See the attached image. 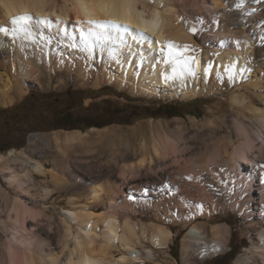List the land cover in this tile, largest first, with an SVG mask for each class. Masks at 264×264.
<instances>
[{"label":"bare ground","instance_id":"obj_1","mask_svg":"<svg viewBox=\"0 0 264 264\" xmlns=\"http://www.w3.org/2000/svg\"><path fill=\"white\" fill-rule=\"evenodd\" d=\"M23 14L29 16L31 35L0 31V48L5 53L0 60L3 105L26 93L25 81L37 78L42 68L73 71L85 81L93 80L96 87L112 84L119 91L146 97L184 99L230 91L231 103L241 111L228 123L215 117L201 119L195 126L207 131L203 136L186 133L180 123H160L152 130L151 142H141L136 148L139 156L123 163L119 173L127 183L143 171L190 179L209 200L210 209L186 203L190 210L183 212L182 203L177 202L169 208V215L157 213L156 218L187 222L208 217L219 203L229 204L245 215V232L251 242L236 264H264V28L260 31L256 24L264 17V0H0V27L11 30L12 18ZM90 30L102 38L94 42L91 53L80 36ZM197 35L202 36V45ZM94 62L100 66L97 72ZM82 133L65 140L80 138ZM190 138L203 141L196 153L186 157L192 148L187 142ZM38 140L51 146L43 134L31 137V141ZM13 154L10 150L7 156ZM23 157L21 170L28 165L34 173H50L55 187L63 184L64 174L73 173L65 158L59 159L60 171H48L40 161ZM5 158L0 153V163ZM17 169L7 163L1 167L8 185H0L4 199L0 214L6 212L0 216V229L5 233L0 264H145L154 255L153 247L165 248L172 241L174 232L166 225L137 223L128 213L121 222L112 212L115 191L90 184L88 201L71 197L72 208L62 211L66 228L60 250H55L37 227L47 215L37 200H45L54 189L44 187L42 196L36 197L29 169L22 173ZM71 175L75 181L80 178L77 172ZM8 187L21 193L12 204L7 201ZM128 195L121 209L133 211L138 203L129 201ZM102 203L109 209L94 211ZM189 228L181 242L183 255L205 258L221 252L228 243L227 225L212 224L211 237L204 226ZM53 230L49 225L45 232ZM141 237L153 247L138 249ZM116 250L118 255L113 253Z\"/></svg>","mask_w":264,"mask_h":264},{"label":"rangeland","instance_id":"obj_2","mask_svg":"<svg viewBox=\"0 0 264 264\" xmlns=\"http://www.w3.org/2000/svg\"><path fill=\"white\" fill-rule=\"evenodd\" d=\"M256 24L259 25L258 30L264 28V17ZM197 39L202 45V36L197 35ZM4 56V50L0 48V60L4 59ZM93 70L94 72L100 70L98 63H93ZM63 71L48 72L47 69L42 68L37 78L25 81L26 93L15 95L12 104L3 105L0 102V153L6 156L4 162L0 163V185H8L1 170L2 165L7 163L18 168L17 170L21 173L29 169L32 175L31 183L36 186L32 193L36 197L42 196L44 187L54 189L45 200L42 198L37 200L38 206L48 215L44 216L37 226L40 228L39 234L47 236L51 247L60 250V241L66 228L62 211L72 208L70 198L75 197L81 202H86L90 184L91 187L109 186L111 191H115L116 197L112 212L118 215L121 222L128 213V217L137 223L147 225L152 222L159 223L170 227L174 232L172 241L165 248H154L150 242L140 238L141 245H137L138 249L143 250L147 246H152L154 251V255L147 259L145 264H236L241 254L246 252L245 248L251 244L245 232L248 221L242 212L231 208L229 204L219 203L213 207L208 217L198 216L187 222H168L169 220L156 218L155 214L160 213L162 217L169 215V208L175 207L177 202L182 203L180 208L183 212L190 210L186 203L209 208V200L198 192L190 179L179 178L170 172L157 171L154 176L152 173L143 171L137 175L138 179L129 182L133 183L131 186H126L129 183L123 182L119 173L123 163L133 161L139 156L140 152L136 148L141 142L144 140L151 142L152 130L160 123L164 125L170 123L172 126L180 123L186 127V133L194 132L201 136L207 133L195 126L200 124L201 119L215 117L220 120L225 119L228 123L232 116L241 111L231 103L230 91L201 94L184 99L146 97L133 95L127 90L119 91L112 84L105 83L96 87L93 85V80L85 81L73 71ZM255 95L259 98L257 94ZM165 102L176 103L177 108L172 107L171 110L157 107L158 104ZM65 103L73 107V116H92L93 119L101 120L98 124L101 126L59 129L53 121V116L61 112ZM170 110L176 111L178 115L170 117L168 114ZM226 127L225 130H228L229 127ZM79 132H83L80 138L75 136L72 140H65L66 136L76 135ZM42 134L51 141L50 147H46L39 140L31 141L33 135ZM199 135L197 137H200ZM202 141V139L192 138L187 140L192 144V148L186 157L196 153ZM10 150H13L14 154L7 156ZM23 156H30L40 161L48 171H58L59 159L65 158L72 172H77L80 178L75 181L71 175L73 173L64 174L63 184L55 187L50 173L46 175L34 173L28 165L21 170L19 166ZM120 184L125 188H119ZM9 190L7 201L12 204L14 197L20 196L21 193L14 187ZM128 191L131 194L128 195ZM127 195L129 201L132 202L135 199L136 204L138 203L133 211L129 208H126V211L121 209ZM3 203L4 199L0 197V205L2 206ZM107 205L102 203L94 211H107L109 209ZM4 212L0 216L6 214ZM195 224L204 226L210 237L212 224L227 225L230 233L226 247L221 252L205 258L194 254L183 255L182 238L190 229L189 227ZM49 225L55 232L53 230V233L46 234L45 231L49 232ZM72 230L74 234L77 231L74 224ZM3 239H5V233L0 229V242ZM100 241L99 239L97 243ZM72 246L73 243L70 242V247ZM231 248H234L235 255ZM113 253L119 254L118 250ZM129 264L142 263L135 261Z\"/></svg>","mask_w":264,"mask_h":264},{"label":"snow or ice","instance_id":"obj_3","mask_svg":"<svg viewBox=\"0 0 264 264\" xmlns=\"http://www.w3.org/2000/svg\"><path fill=\"white\" fill-rule=\"evenodd\" d=\"M28 19H29L28 14H23V15H20L18 17H14L11 20V24L14 27L11 30H9L6 27H0V31H3L6 34H9V32H10L12 35H15L17 32H25V33L31 35V31L27 26ZM90 23H91V21H90ZM191 31L195 32L196 29L192 28ZM80 36H81V41L84 44L85 50L88 51L89 53H91L93 50L94 42L100 43V41L102 39L100 35L92 32L91 30L87 34L82 31L80 33ZM169 47L171 48V44L169 45ZM176 63H179V62L177 61ZM173 72L174 73L176 72L175 67L173 68Z\"/></svg>","mask_w":264,"mask_h":264},{"label":"flooded vegetation","instance_id":"obj_4","mask_svg":"<svg viewBox=\"0 0 264 264\" xmlns=\"http://www.w3.org/2000/svg\"><path fill=\"white\" fill-rule=\"evenodd\" d=\"M67 94L69 96V93ZM72 111L73 107L69 106L68 103H65L61 112H59L57 116H53V121L59 126V129H80L82 126L89 127V124L95 126V124L101 123L100 119L94 118V120L92 116H73Z\"/></svg>","mask_w":264,"mask_h":264},{"label":"trees","instance_id":"obj_5","mask_svg":"<svg viewBox=\"0 0 264 264\" xmlns=\"http://www.w3.org/2000/svg\"><path fill=\"white\" fill-rule=\"evenodd\" d=\"M177 104L176 103H171V102H165L164 104H158V108H163V109H166V108H169V109H171L172 110V107H174L175 109L177 108V106H176ZM168 110V109H167ZM169 111L168 112V114H169V116L171 117V116H175V115H178L177 114V112L176 111ZM189 110V109H188ZM93 124H89V127H91ZM95 126H97V127H100L101 125H98V124H95ZM232 252H234V255H235V250H234V248H231L230 249ZM229 250V251H230ZM233 255V256H234ZM223 257H225V256H223Z\"/></svg>","mask_w":264,"mask_h":264}]
</instances>
